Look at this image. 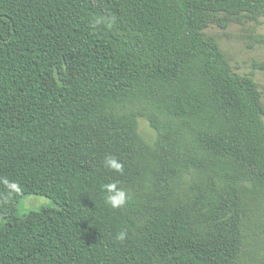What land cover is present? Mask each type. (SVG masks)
Listing matches in <instances>:
<instances>
[{"label":"trees","instance_id":"trees-1","mask_svg":"<svg viewBox=\"0 0 264 264\" xmlns=\"http://www.w3.org/2000/svg\"><path fill=\"white\" fill-rule=\"evenodd\" d=\"M217 13L264 15V0H0V264H239V186L264 189V107L203 37ZM131 98L153 110H110ZM190 153L246 174L201 169L178 192ZM31 194L55 206L18 213Z\"/></svg>","mask_w":264,"mask_h":264},{"label":"rangeland","instance_id":"rangeland-1","mask_svg":"<svg viewBox=\"0 0 264 264\" xmlns=\"http://www.w3.org/2000/svg\"><path fill=\"white\" fill-rule=\"evenodd\" d=\"M205 39L217 43L219 49L228 61L231 69L241 76L250 77L256 84L264 107V15H227L217 13L212 16L208 27L202 32ZM147 108L153 110L152 105L145 99L131 98L114 104L110 110L115 115H121L129 110ZM167 117L162 116V120ZM177 124V123H176ZM184 132L182 143L189 150L195 149L198 140V129L193 123L178 124ZM140 133L152 141L154 133L144 119H140ZM196 159L189 163V168L182 171L174 180L178 192L185 190L189 183L196 180L199 170L211 168L223 175H245L246 171L227 166H212L202 153L194 155ZM242 203L245 209L242 223L243 247L239 264H264V189L254 190L248 182L239 186ZM44 206H55L54 202L42 195H26L18 204V213L24 214Z\"/></svg>","mask_w":264,"mask_h":264},{"label":"clouds","instance_id":"clouds-1","mask_svg":"<svg viewBox=\"0 0 264 264\" xmlns=\"http://www.w3.org/2000/svg\"><path fill=\"white\" fill-rule=\"evenodd\" d=\"M94 23H106L107 26L110 28L112 26V22L109 20H104L102 18L96 19ZM104 164L107 168L114 170L115 172L123 173L124 166L121 162H119L115 157L108 156L105 158ZM8 187L15 188L16 185L11 182L5 181ZM104 191L107 193L105 196V202L109 204L112 208H119L126 204L128 200V193L123 188L119 187L118 182L113 181L110 183L105 184ZM127 237L126 231H121L117 234L116 240L119 242H123Z\"/></svg>","mask_w":264,"mask_h":264}]
</instances>
